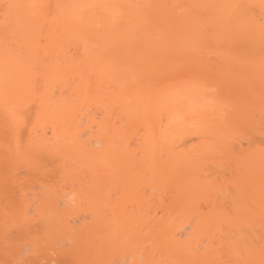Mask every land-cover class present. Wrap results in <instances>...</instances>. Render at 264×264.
<instances>
[{
    "label": "bare ground",
    "instance_id": "6f19581e",
    "mask_svg": "<svg viewBox=\"0 0 264 264\" xmlns=\"http://www.w3.org/2000/svg\"><path fill=\"white\" fill-rule=\"evenodd\" d=\"M0 264H264V0H0Z\"/></svg>",
    "mask_w": 264,
    "mask_h": 264
}]
</instances>
